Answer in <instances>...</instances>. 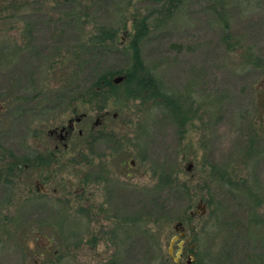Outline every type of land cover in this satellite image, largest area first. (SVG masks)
Instances as JSON below:
<instances>
[{"label":"rangeland","instance_id":"1","mask_svg":"<svg viewBox=\"0 0 264 264\" xmlns=\"http://www.w3.org/2000/svg\"><path fill=\"white\" fill-rule=\"evenodd\" d=\"M244 1L228 39L217 0H183L141 45L190 109L182 131L153 100L89 93L100 71L129 64L132 21H154L160 2L0 4V43L15 50L0 60V264H264V0ZM99 24L118 28L117 50L85 44ZM246 46L259 65L244 62ZM6 149L45 160L6 179ZM252 168L256 220L240 189ZM160 173L177 186L157 188Z\"/></svg>","mask_w":264,"mask_h":264},{"label":"trees","instance_id":"2","mask_svg":"<svg viewBox=\"0 0 264 264\" xmlns=\"http://www.w3.org/2000/svg\"><path fill=\"white\" fill-rule=\"evenodd\" d=\"M160 2L162 8L161 11L163 14L161 16H155L154 21L148 18V16L143 15L138 17L137 19L132 21V30L128 32L126 42L124 45V51L126 55L129 57V64L126 66H121L118 68H106L100 71L95 80L91 84L90 94L101 95L102 102H106L107 98L110 95H121L125 99L129 98H141L142 100H153L156 105L162 106L167 112L168 116L171 120L175 121L177 128L179 131H182V127L184 126L187 119L190 118V109L188 107H184L185 99H182L176 92L168 90L167 86L163 83V81L159 78V76L152 70V68L144 61V58L141 53V45L144 39L148 36L153 28L155 29L161 24H165L169 20L177 17L175 16L178 13L180 6L183 4V0H154ZM4 0H0V4L2 9L4 8L2 3ZM244 0H217V21L221 24V26L225 30V39L230 37V27L231 16L228 15L230 7L232 6H241L244 4ZM246 6V4L244 5ZM6 8V7H5ZM4 8V9H5ZM0 8V12L2 11ZM71 15L79 16L78 9L73 8ZM85 16L87 14L85 13ZM30 27L27 25L24 28V34H30ZM120 38L118 37V28L107 25V24H99L97 25L90 34H88L87 40L85 44L92 45L93 48H97L99 50H117L118 42ZM230 45V44H229ZM122 50V52H124ZM243 59L245 63L251 65H259L260 59L257 55H254L251 49V46H246V50L243 51ZM15 50L11 48L7 43H0V60L5 61L7 59H11L14 55ZM122 75V79L120 81H114V76ZM7 158L9 159L5 162V173L7 174L6 179L9 176L14 175L15 172L21 170L32 163L34 160L36 164L42 163L45 158L41 153H32L28 151L22 155H17L13 151L6 149ZM253 152V147L247 146L246 148V158L255 156ZM6 153L2 155L4 157ZM224 172V171H223ZM171 174L162 173L159 174V178L156 182L157 188H164L165 186H170V188H174L176 185L175 179H173ZM223 175V174H222ZM248 175L251 177L252 183H247L246 180H242L240 182V189L245 194L247 202L249 203L252 210L251 220H256L254 216V209L261 203L262 197L258 196L256 192V184L254 179V170L253 168L248 171ZM175 177V176H174ZM224 177V176H223ZM230 179V178H229ZM228 179V181H230ZM183 187H187L184 182H182ZM176 188V187H175ZM212 201L211 197L207 199V204H210ZM203 214V213H202ZM202 214L200 216H202ZM204 216V215H203ZM187 217H191V213L187 215ZM217 216L214 208H210L209 211L205 214V218L203 219V227L207 231H209L212 227L214 228L217 225ZM208 227V228H206ZM197 233H194V239L196 238ZM196 264H204L201 258L198 257Z\"/></svg>","mask_w":264,"mask_h":264},{"label":"water","instance_id":"3","mask_svg":"<svg viewBox=\"0 0 264 264\" xmlns=\"http://www.w3.org/2000/svg\"><path fill=\"white\" fill-rule=\"evenodd\" d=\"M122 79V75H117V76H115L114 78H113V80L114 81H120ZM77 119H79L78 117H77ZM68 126L70 127L71 126V119L69 120V124H68ZM64 128V126L61 128V129H63Z\"/></svg>","mask_w":264,"mask_h":264},{"label":"flooded vegetation","instance_id":"4","mask_svg":"<svg viewBox=\"0 0 264 264\" xmlns=\"http://www.w3.org/2000/svg\"><path fill=\"white\" fill-rule=\"evenodd\" d=\"M70 127H72V124H71V126ZM66 132H68L67 130H66Z\"/></svg>","mask_w":264,"mask_h":264}]
</instances>
